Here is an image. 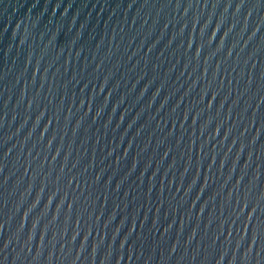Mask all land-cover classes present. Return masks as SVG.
<instances>
[{
	"label": "water",
	"instance_id": "obj_1",
	"mask_svg": "<svg viewBox=\"0 0 264 264\" xmlns=\"http://www.w3.org/2000/svg\"><path fill=\"white\" fill-rule=\"evenodd\" d=\"M0 264H264V0H0Z\"/></svg>",
	"mask_w": 264,
	"mask_h": 264
}]
</instances>
